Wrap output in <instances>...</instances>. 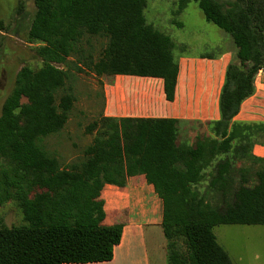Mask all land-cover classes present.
<instances>
[{
	"label": "trees",
	"instance_id": "trees-1",
	"mask_svg": "<svg viewBox=\"0 0 264 264\" xmlns=\"http://www.w3.org/2000/svg\"><path fill=\"white\" fill-rule=\"evenodd\" d=\"M189 0H177L179 11ZM207 21L229 33L239 64L226 66L214 137L180 142L177 119L100 116L86 131L92 142L62 165L42 144L67 122L75 101L66 90L68 70L96 76L133 75L163 80L166 100L174 98L178 65L174 43L147 23V0H33L26 41L41 65H21L0 109V206L14 202L22 223L0 219V264H64L109 261L120 242L121 224L104 223L100 191L143 173L162 200L160 226L169 264H233L218 243L219 224H264V159L234 178L239 153L232 118L253 94V77L264 72V0H193ZM24 0L15 13L21 15ZM0 28L5 29L0 21ZM94 40L101 49L95 54ZM58 90L63 93L57 96ZM246 144V143H245Z\"/></svg>",
	"mask_w": 264,
	"mask_h": 264
},
{
	"label": "crops",
	"instance_id": "crops-1",
	"mask_svg": "<svg viewBox=\"0 0 264 264\" xmlns=\"http://www.w3.org/2000/svg\"><path fill=\"white\" fill-rule=\"evenodd\" d=\"M217 28L215 39L208 41L214 51L192 55L185 51L186 46L182 42H175L167 34L174 43L172 55L178 65L173 100H166L161 78L122 74L106 76L104 115L175 118L178 121V139L184 143H194L205 136L214 137L211 123L219 119V94L226 66L239 64L231 35ZM252 83L253 94L241 103L231 120L235 126H264V72L261 69L255 73ZM246 131L252 132L251 129L236 127V137H247ZM236 142L234 140L231 144ZM250 154L264 159V142H253ZM100 198L105 212L104 223L122 225L121 239L113 248L112 259L64 264H150L146 232L155 234L156 228H161L162 218V200L153 184L146 181L143 173L128 175L122 186L105 184Z\"/></svg>",
	"mask_w": 264,
	"mask_h": 264
},
{
	"label": "rangeland",
	"instance_id": "rangeland-1",
	"mask_svg": "<svg viewBox=\"0 0 264 264\" xmlns=\"http://www.w3.org/2000/svg\"><path fill=\"white\" fill-rule=\"evenodd\" d=\"M226 1V0H219ZM25 9L21 15L15 13L18 0H0V21L5 29L0 28V109L3 100L14 85L15 75L21 65L37 68L41 59L37 56L34 44L26 41V32L31 22L35 7L33 0H24ZM177 0H147L144 16L160 31H164L175 42H182L185 51L192 55L205 51H214L209 42L216 35L217 26L207 21L197 2L189 0L181 12L177 11ZM209 41V42H208ZM95 54L101 46L94 40ZM176 50L174 55L176 56ZM66 90L70 88L75 96L67 122L57 133L42 140L44 147L54 154L62 165L77 159L83 149L92 142L95 130L87 132V126L104 115L106 105L104 83L106 76H96L87 69L68 70ZM63 90H58L57 96ZM252 132H244L247 140L239 153L231 145L227 154H218L209 159L204 181L198 186L206 190L207 178L211 164L218 158L229 156L234 178L242 168L256 167L250 155V146L255 141L264 142V126L249 125ZM244 131V130H243ZM208 137V136H206ZM246 143V144H245ZM0 219L7 225L22 223V215L17 205L10 201L0 206ZM218 243L227 252L233 264H264V224H219L213 228ZM166 238L162 229L157 227L155 234L146 232V244L150 264H169L166 254Z\"/></svg>",
	"mask_w": 264,
	"mask_h": 264
}]
</instances>
